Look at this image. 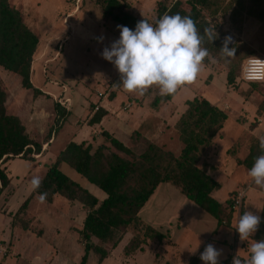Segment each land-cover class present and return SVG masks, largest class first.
<instances>
[{
	"label": "rangeland",
	"instance_id": "374dc122",
	"mask_svg": "<svg viewBox=\"0 0 264 264\" xmlns=\"http://www.w3.org/2000/svg\"><path fill=\"white\" fill-rule=\"evenodd\" d=\"M125 1L134 15L153 22L157 4L162 0ZM164 1L169 5L174 0ZM238 1L249 7L254 0ZM9 4L21 13L23 22L37 35L39 42L31 65L33 88H23L19 75L2 67L0 85L7 95L6 111L19 117L28 136L42 148L33 161L18 156L2 164L9 184L0 194V264L80 263L84 245L78 231L88 207L80 200H68L60 195L53 196L51 202L40 203L30 183L34 176H44L46 165L70 141L89 143L93 152L99 144L109 145L101 135V131L106 130L135 154L142 151L147 142H152L178 156L183 144L173 123L174 117L193 97L207 98L226 112L229 121L247 122L244 131H239L231 122L217 140V147L218 135L202 149L198 166L210 167L212 172L218 170L217 156L221 159L226 153L227 158L243 159L254 138L264 136V112H259L264 106V82L234 85L226 82L231 65L241 66L244 59L252 55L264 57V18L259 20L243 10L232 22L230 12L237 3L226 13L203 11L206 22L222 41L226 36L232 38L228 46L235 48L236 56L226 62L221 52L209 53L197 82L180 88L169 101L159 103L154 109L158 112L156 121L148 114L153 110L151 102L159 94L158 89H149L143 96L126 92L115 66L101 56L103 49L119 38L116 26L122 24L104 18L96 0H9ZM227 4L230 0H221L222 9ZM261 7L264 10V0ZM99 37L103 40L98 41ZM109 94L116 97L108 101L109 108L120 114L106 118L101 127H96L100 130L98 133L82 131L92 105L108 98ZM55 102L69 112L63 125L55 128L49 137L54 125ZM140 116L145 118L142 122ZM133 130L139 132V137L130 138ZM254 130L256 137L252 134ZM59 168L99 202L105 198L102 190L68 164L61 163ZM248 170L241 167L232 170L233 173L228 170L213 176L220 183L213 193L218 201L233 200L237 192L243 194L240 205L232 207L229 222L224 220L217 225L213 216L188 200L178 187L163 182L158 193L138 212L142 224L131 223L117 229L107 241L92 237L91 242L107 255L99 261V253L91 250L85 264H189L196 257L197 264H204L200 254L207 244L221 251L219 261L230 257V264L234 259L247 264L249 249L255 241L253 237L241 241L235 225L245 211L260 216L257 210L261 206L256 197L261 192L248 176ZM233 190L236 193L230 194ZM27 198L26 207L20 210ZM146 225L167 233L168 240L145 239ZM136 243L139 247L127 252L126 248Z\"/></svg>",
	"mask_w": 264,
	"mask_h": 264
},
{
	"label": "trees",
	"instance_id": "16d2710c",
	"mask_svg": "<svg viewBox=\"0 0 264 264\" xmlns=\"http://www.w3.org/2000/svg\"><path fill=\"white\" fill-rule=\"evenodd\" d=\"M96 3L101 8L104 18H110L130 29H134L136 23L143 19L132 13L129 3L125 0H96ZM233 3H237V7L230 12L232 22L243 10L259 20L264 18L261 0L252 1L249 7L243 6L241 1L230 0V4L224 9L221 8V0H174L169 5L162 0L157 4L156 19L164 14L190 15L203 33V29H211L203 16V11H209L210 14L226 13ZM38 42L37 35L23 22L21 13L9 4V0H0V67L18 74L20 85L26 89L33 88L30 79L31 65ZM222 43L223 41L217 36L212 43L206 41L204 47L209 53H218L221 52ZM240 70L241 66L237 64L229 67L226 73L228 85L242 82L238 79ZM6 96L5 90L0 85V194L9 184V177L2 164L18 156L33 161L34 155L39 154L42 148L41 144L28 136L19 117L6 111ZM173 96L158 94L152 100L151 107L156 109L159 103L167 102ZM114 97V94H109L108 99L112 100ZM186 106L175 123L179 139L183 144L178 156L152 142H147L145 148L135 154L111 133L102 130L101 135L109 145L99 144L92 152L89 143L70 141L55 159L46 165L42 185L33 193L39 196L40 193L46 192L47 202H51L53 196L60 195L68 200H80L88 207L82 227L78 231L80 241L84 245L79 264H85L91 250L99 253V261L107 255L104 249L91 242L92 237L107 241L112 239L115 230L126 228L131 223H141L138 212L156 187L163 182L178 187L188 200L213 216L217 225L224 220L229 222L233 200L228 199L225 204L214 199L211 192L218 189L220 184L207 173L206 169L197 165L202 149L212 143L228 116L224 110L205 97H193L186 101ZM54 111V125L50 128L49 137L55 128L63 125L69 112L58 102H55ZM261 111L264 112V106L260 108L259 112ZM106 114L104 108L93 104L88 112L87 124L92 126L100 123ZM139 135L138 131L133 130L130 138ZM254 139L246 156L238 160V164L246 169H250L254 159L262 154L258 147V139ZM109 147L112 149L106 153ZM61 163L68 164L102 190L106 195L105 198L99 202L87 189L65 175L59 168ZM235 193L232 191L230 194ZM27 203L28 198L22 203L20 210L24 209ZM260 217L262 222L258 231L252 236L254 241L264 239V201ZM144 238L161 242L164 239L168 240V235L146 225ZM138 247L139 243H136L126 249L131 253ZM198 261L196 257L189 264H197ZM219 264H230V257L220 260Z\"/></svg>",
	"mask_w": 264,
	"mask_h": 264
},
{
	"label": "clouds",
	"instance_id": "9594fccd",
	"mask_svg": "<svg viewBox=\"0 0 264 264\" xmlns=\"http://www.w3.org/2000/svg\"><path fill=\"white\" fill-rule=\"evenodd\" d=\"M116 27L119 38L110 47H105L101 56L115 66L123 89L138 96L145 95L152 88L158 89L161 96H171L180 88L195 84L209 56L204 44L217 38L214 28H205L201 33L190 15L181 16L179 13L164 14L153 22L143 18L134 29L122 25ZM102 40L103 37L98 38V41ZM231 41L232 38L226 36L220 48L226 62L236 56L235 48L228 46ZM256 60L252 74L246 77L250 82L264 81V60ZM258 141L262 154L254 159L248 176L258 188L264 189V136L258 137ZM30 183L31 191L35 192L41 187L42 178L34 176ZM46 197V192L40 193L39 202L44 203ZM261 222L258 214L245 211L235 225L239 239H250ZM249 252L247 264H264V239L252 243ZM220 255V250L207 244L200 259L204 264H219ZM233 264L240 262L234 259Z\"/></svg>",
	"mask_w": 264,
	"mask_h": 264
},
{
	"label": "crops",
	"instance_id": "0c3cea01",
	"mask_svg": "<svg viewBox=\"0 0 264 264\" xmlns=\"http://www.w3.org/2000/svg\"><path fill=\"white\" fill-rule=\"evenodd\" d=\"M115 98L116 97H114L113 98V100H109L108 98H102V99H100L99 101H98V103H97V105L98 106H100V107H102V108H104L106 111H107V114L102 118V120L100 121V123H98V124H94V125H92V126H90V125H88L87 123H85V127H83V129H82V131H84V130H86V129H88V131H92V132H96V133H98L100 130H98L96 127H98V126H102V124L101 123H103L104 122V120L106 119V118H110V115H115V116H117V115H119L120 113H118V112H116V111H113L112 109L113 108H109V106H108V101H114L115 100ZM95 103V104H96ZM151 109H153V108H151ZM186 109V107L184 108V109H181L178 113H176L175 114V117H174V124L177 122V120H178V118L180 117V115L184 112V110ZM157 111L156 110H152L151 111V113L150 114H148V116H150V117H153L152 119H155V121L157 120ZM140 119V122H142L145 118L144 117H139ZM233 123V126L234 127H236L239 131H244L245 129H246V123L247 122H244V123H240V122H238V121H236V120H234V119H231V121H229V119H227V121H226V123L224 124V126L222 127V129L219 131V133H218V136H217V139H216V144H215V146L217 147V140L220 138V137H222V135H223V133L225 132V130H226V128L228 127V125L230 124V123ZM259 129V128H258ZM258 129H256V130H258ZM147 130V129H146ZM256 130H254V132H252V134L254 135V137H256L255 136V132H256ZM137 131V130H136ZM152 131V130H151ZM142 132V131H141ZM110 133V132H109ZM143 133V132H142ZM257 138V137H256ZM258 139V138H257ZM76 142V141H75ZM81 141H77V143H80ZM46 148H47V146H43V149H45L46 150ZM215 152V151H214ZM57 156V155H56ZM238 160H242V159H238L237 158V156H232V157H228L227 158V153L226 154H224L223 156H222V158L220 159L219 158V156H217V161H216V163H219V166H220V168L218 169V170H214L213 172L211 171V168L210 167H208L207 169H206V171H207V173L208 174H210L212 177L216 174V175H220V174H222L223 172H225V171H232V170H234V171H236L237 169H240L241 167H244V166H242V165H240V164H238ZM219 161V162H218ZM245 168V167H244ZM234 171H232L231 173H233ZM216 180V179H215ZM220 184V183H219ZM160 185L161 184H159L157 187H156V189H155V191L153 192V194L150 196V197H154V195H156L157 193H158V191H159V188H160ZM236 189V188H235ZM234 189V190H235ZM233 190V191H234ZM258 191H260L261 192V194H259L258 196H257V194H256V197H259V199H260V203H261V206L259 207V209L257 210L258 212H260L261 213V209H262V205H263V201H264V189H260V188H258ZM232 192V191H231ZM230 192V193H231ZM213 193H214V191H212L211 192V196L214 198V196H213ZM214 199H216V198H214ZM217 200V199H216ZM218 201V200H217ZM226 201V200H225ZM225 201H218V202H220V203H224ZM193 203V202H192ZM248 206V205H247ZM252 208H254V209H256L255 207H251L250 209H252ZM249 209V208H248ZM256 211V212H257ZM249 253V252H248Z\"/></svg>",
	"mask_w": 264,
	"mask_h": 264
},
{
	"label": "built area",
	"instance_id": "2783aa9c",
	"mask_svg": "<svg viewBox=\"0 0 264 264\" xmlns=\"http://www.w3.org/2000/svg\"><path fill=\"white\" fill-rule=\"evenodd\" d=\"M256 58L260 60H264V57H258V56H251V57H247L244 59L241 65V70H240V74L238 78L240 81L247 82V83H253V82H250L246 77L252 74L251 72L252 66L257 63ZM259 82H264V81H258L254 83H259ZM242 198H243L242 192H237L233 197V203H234L233 206H236L238 204L240 205Z\"/></svg>",
	"mask_w": 264,
	"mask_h": 264
}]
</instances>
